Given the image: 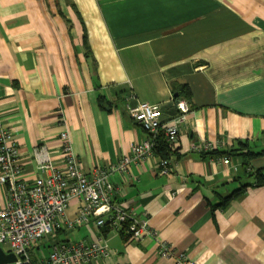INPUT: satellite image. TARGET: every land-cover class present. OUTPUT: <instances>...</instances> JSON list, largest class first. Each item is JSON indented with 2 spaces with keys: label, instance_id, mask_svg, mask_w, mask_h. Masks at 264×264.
Instances as JSON below:
<instances>
[{
  "label": "crops",
  "instance_id": "0c3cea01",
  "mask_svg": "<svg viewBox=\"0 0 264 264\" xmlns=\"http://www.w3.org/2000/svg\"><path fill=\"white\" fill-rule=\"evenodd\" d=\"M181 87L191 111L171 173L156 171L158 153L112 175L117 200L152 233L133 240L94 222L58 229L32 246L34 261L57 242L103 235L110 253L89 264H175L159 254L162 243L197 264H264V186L255 177L264 170V0H0V118L28 182L40 146L63 165V131L86 172L118 162L147 137L129 101L159 105L167 119ZM203 139L218 148L193 152Z\"/></svg>",
  "mask_w": 264,
  "mask_h": 264
},
{
  "label": "built area",
  "instance_id": "2783aa9c",
  "mask_svg": "<svg viewBox=\"0 0 264 264\" xmlns=\"http://www.w3.org/2000/svg\"><path fill=\"white\" fill-rule=\"evenodd\" d=\"M176 113L164 119L159 105L137 100L127 108L133 119L146 132L147 137L135 143L131 153L108 166L96 165L86 172L73 150L68 131L60 134L62 140V166L56 164L46 146L36 149L39 174L33 182L24 177L20 147L12 130L0 118V184L6 191V203L0 209V246L6 245L17 260L11 264H89L109 255V244L103 235L89 240L60 241L41 259L34 261L30 249L41 239L56 234L58 229L73 231L94 222L96 226L117 232H126L133 240L152 233L147 220H139L124 203L117 200L119 187L114 183L115 172L127 173L132 163H143L157 156L156 148L163 134L173 148L180 133V125L191 111L185 98L176 100ZM218 142L201 140L192 145L196 153L212 152ZM225 164L231 163L226 155ZM171 160L161 158L156 165L160 175L171 173ZM74 200L80 206L75 217L68 215ZM159 254L174 257L175 264H197L184 252L174 253L172 247L162 243Z\"/></svg>",
  "mask_w": 264,
  "mask_h": 264
},
{
  "label": "trees",
  "instance_id": "16d2710c",
  "mask_svg": "<svg viewBox=\"0 0 264 264\" xmlns=\"http://www.w3.org/2000/svg\"><path fill=\"white\" fill-rule=\"evenodd\" d=\"M178 96L176 97V99H180V98H185L188 97L189 95V91L186 87H181L180 90L178 91ZM184 96H181V95ZM102 102V99H101ZM173 151V148L170 146V144L168 143V141L166 139H164L163 137L160 138L157 148H156V152L157 154H161L163 158H168L169 154ZM245 156H249L252 157L253 153L251 151H247L244 153ZM245 162H247V160L245 159ZM248 163V162H247ZM255 177H256V184L258 186H264V170L263 169H258L255 173ZM238 193V191H237ZM236 192L233 193L231 196L227 197L223 204H226L228 202V200H230L234 194H237ZM123 233H126L125 231ZM7 251H9V249H5Z\"/></svg>",
  "mask_w": 264,
  "mask_h": 264
},
{
  "label": "water",
  "instance_id": "95a60500",
  "mask_svg": "<svg viewBox=\"0 0 264 264\" xmlns=\"http://www.w3.org/2000/svg\"><path fill=\"white\" fill-rule=\"evenodd\" d=\"M178 96V94H176ZM17 260V256L14 252L5 250L0 246V264H11Z\"/></svg>",
  "mask_w": 264,
  "mask_h": 264
},
{
  "label": "rangeland",
  "instance_id": "374dc122",
  "mask_svg": "<svg viewBox=\"0 0 264 264\" xmlns=\"http://www.w3.org/2000/svg\"><path fill=\"white\" fill-rule=\"evenodd\" d=\"M46 239H47V238L45 237V238L41 239L40 242L46 244V243L48 242ZM3 248H4V249H8V247H7L6 245H3Z\"/></svg>",
  "mask_w": 264,
  "mask_h": 264
}]
</instances>
